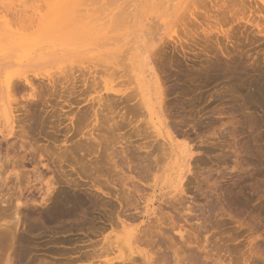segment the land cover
Returning a JSON list of instances; mask_svg holds the SVG:
<instances>
[{"label":"rangeland","instance_id":"obj_1","mask_svg":"<svg viewBox=\"0 0 264 264\" xmlns=\"http://www.w3.org/2000/svg\"><path fill=\"white\" fill-rule=\"evenodd\" d=\"M129 1L130 0H0V16L3 15L0 17V66L2 64L4 65L0 67V79L6 76L8 70H10L11 74L13 73V77L26 73L32 77L39 78V75L58 73L67 66L68 69L65 74L68 75V73L71 72L69 74L70 76L68 75L69 78L67 77L69 80L66 78L68 81L67 83L64 82L66 80H62V84H58L57 82L56 87L53 88L57 91L52 92L53 90L49 89L51 94H48V87H44L41 98H35L36 100L34 99L28 104L30 112L33 113L36 111V115L40 114L38 118L41 117L39 119V127H37V129H40L39 131L37 130L35 139L39 141L38 143H40L41 147H52L53 150L49 148L52 152L55 148H57L55 151L59 150L58 146L64 149V146L68 147L69 145L70 147L72 145V148V142L82 143L85 139L87 140L88 136H86V132L95 125L94 122L91 123L92 118L90 119V123L86 121L87 123L83 124L86 135L76 136L66 143L67 145L64 144L62 138H65L63 136L65 125H71L70 120H68L66 116L68 114L77 115L76 112L80 110V107L83 111H91L90 113L92 114V105L96 108L98 107L96 106L98 100L95 101L92 98H97L101 93H103V95L101 94L102 96H107V94L110 95L112 109L109 111V108L107 109L106 106L108 112L105 109V105H102L105 110L102 107L101 109L104 110V113L108 112V114H110L109 116L112 115L111 119L115 121L118 120L117 123L121 125L117 126L114 121H110L109 123L114 126H112V130L110 131L106 129L108 128L106 127L101 131L108 135L107 140L111 142V144L117 143L116 150L121 153H117L118 157L119 155L120 157H116L115 160L118 159L119 163L123 162L127 155L125 153L135 149L140 143L148 142L147 140H149L150 143V141L155 140L154 136L151 137L149 133L151 129H147L146 121L143 123L144 119L140 116L141 114H139V111L134 110V113L131 112V107L135 101H123L124 99L122 100L121 94L112 90L113 87H128L132 89V87L136 86V83H134L135 79L134 82L133 80L131 81V79L134 78L132 72L138 68V53L133 56L131 52L132 48H130L133 44L127 43L129 40L125 42L124 39V36H127L130 32L129 19L127 20V17L132 15L134 20L133 25H135L134 31H137L136 33L139 35L134 42L135 44H137L139 40L141 45V40L146 41L148 40L147 38L157 35L158 39L156 38L154 43L152 40H148L143 44L142 48L146 46L147 48H145L147 50L149 49L151 60L163 80L165 103L167 104L165 106H167L166 108L169 111V113L166 112L168 113L167 116L170 125L173 127L174 131H180V134L188 132L186 136L189 137L188 140L190 139L191 152L194 155L193 158L196 159L193 160V158H191L194 168L192 170L193 173H189L188 180L191 178L189 181L187 180L189 184L188 182L185 184V197L182 194L180 200L179 196L181 195H179L177 198L180 202H178V199L175 197L177 199L176 202L174 198V194L176 195L177 192L176 188L169 185H161L158 187L146 217L143 216V213L139 214V210L132 209L130 210L131 212L129 211L130 213L134 211L132 214L136 213L134 214V220H128L129 229L136 227L139 230L137 234L129 238L127 235L130 230H125L121 225L117 226V211L121 210L117 195L121 193V185L120 181L117 179L119 177L115 176V174L118 173V169H115V171L111 167L113 166L111 165L113 161L109 162L108 159L106 160L108 157L104 156L105 150L103 148H105L104 146L106 145L104 141L105 143L102 144V148H99V150L92 153L90 156L89 152L88 155L85 156L88 150H85L86 152L84 151V153L79 152L81 155H78V157H75L74 154L70 155L71 158L69 157L67 160L69 166L67 163L63 166L65 171L63 169V171H58L59 173L56 171L58 174L56 172H47V177L55 176L57 178V176H74L77 181L81 180V185L79 187H69L70 185L68 186L66 182V185L63 183V178L61 177L60 180L62 183H58L61 186L57 185L59 186V188L57 187L59 191L61 189H70L69 192L71 191L72 194L85 195L89 200H97V198L100 197L98 198L99 200H97L99 201V208L96 206L97 208L92 214L98 217H95L96 222L93 221V223H97L96 225L99 224L98 228L101 233L97 226L95 227L98 233H94L96 231L92 223L90 226V218H92L90 216L92 215L88 217L89 221L85 220L86 223L82 220L80 223L72 222L71 224L75 227L76 225L78 226L79 223L80 227H72L70 230L66 229V231L64 230L61 232L62 234H57L61 236L56 239H64L67 241V239L70 238L72 240L69 239L70 242H63L61 240L54 242L56 240L52 237L54 233L50 234L52 231H50V229H47L48 231L45 229V233H41L42 237L37 235L35 238L36 240L33 239L31 246V248H33L31 250L35 252H32L31 256L38 262L41 261V264H45V262L48 264L50 258L52 262L55 261L57 264H64L66 256H69L70 259H76H73V261L71 260V264H264V100H262L264 99V32H260V28H258L264 26V3L261 0H136L131 6L129 5ZM215 3L219 6H215ZM202 6H204V8ZM225 12L227 13L225 14ZM88 13L89 16L85 17L84 14ZM193 13H195L196 17ZM257 22H260L259 25L262 26H258ZM183 24L185 26H183ZM6 28L14 31L18 36L17 38L21 39H19L18 42L11 43L6 38H3V34L7 32ZM53 29L56 31L54 32ZM58 29L61 31H57ZM261 29L264 28L262 27ZM173 30L178 33L175 34ZM150 33L151 36H149ZM170 34H172L174 38L171 37ZM44 36L47 38L44 39ZM52 36H56V39L51 38ZM177 36H180L181 40ZM42 38L44 41H42ZM23 40L25 41L24 43ZM22 44L28 48L24 49ZM149 44H151V46ZM129 48L130 50H128ZM152 53H156V56ZM135 58L136 63L134 66H130V61L133 63ZM215 67L216 70H214ZM148 73L147 71L145 73L147 77L150 76ZM60 75L62 77L58 76L63 79L62 73ZM95 77L97 82L94 81ZM252 83L260 87V97L262 98H253L255 87L250 86ZM88 84L89 86H87ZM0 90L5 95L3 84L1 83ZM57 92L59 93L58 95ZM68 93H79V96H76V94H71L70 96ZM84 95L87 96L86 99L88 101L83 99ZM67 96L71 97L70 101L73 102L72 107H69L68 103L65 101V98H69ZM75 97L78 99H73ZM38 99H42V101ZM77 100L80 101V103L77 102ZM104 101L105 98L100 100V103L102 104L103 102V104H107V101H105V103ZM125 107L126 109H124ZM113 108L115 113L113 112ZM71 109H73V111ZM169 114L171 115L169 116ZM123 116L126 117V121H122ZM58 118H61L63 123L60 127L63 134H61V132H59V134L55 133L58 127L54 123H56L55 119L58 121ZM120 118L122 122L119 121ZM132 118V121H135L133 122L134 124L128 125L129 120ZM41 120L44 121H42V125ZM124 122L125 124H123ZM140 123L143 126H140ZM87 124L89 126L85 128ZM135 124L140 127H136ZM135 127L137 129H135ZM141 127L144 128L142 129ZM9 129L10 127L8 125L4 128L6 133ZM136 130H138L137 133ZM147 131L149 134H147L146 138L145 134ZM96 132L100 131L96 130ZM53 134L54 136L58 135L57 137L60 141L58 139V141H54L52 138L54 137ZM159 138L162 140L161 137H158V140ZM1 140L2 137L0 136V141ZM130 140L133 141L130 142ZM88 141L89 140L86 141V144L91 143L88 144L91 145V147L96 145V143H93L94 141ZM128 143H130V145ZM154 143L157 142L155 141ZM126 147L130 150H125ZM147 150L148 149H141L139 151L140 154L145 155V151ZM50 151L49 154L53 156L55 151L53 153ZM59 153L60 152L53 157H57ZM82 153L84 157H86V159L83 157L85 160L82 159V157L80 158ZM129 154L130 153H128V156ZM198 157L200 159H198ZM84 161L86 163L84 164L86 165L85 175L90 173V171H93L94 176L101 174V178L99 176L97 177L100 178V182L107 185L106 187L104 186L105 188L103 189L110 193L112 192L110 195L105 194L104 191L90 187L91 183L89 182L94 177L91 175L92 173L89 174L90 178L84 175V177L88 178L86 180L80 178L75 173L74 175L72 173L70 176V173L73 172L71 165L76 170L84 173L83 169L80 170V166H83L80 164H83ZM98 165L100 167L102 166V168L100 169ZM91 166H94L97 172L95 170H90ZM124 166L122 172L127 169L125 164ZM197 168L199 169L197 170ZM26 169L30 170L32 167L29 166ZM111 170H114L115 173ZM125 173H127L125 175L130 174L127 170ZM118 174L121 176L124 175L121 171ZM107 179L111 182H107ZM87 180L88 183H86ZM146 182L147 181L140 180L138 186L140 185L141 188L139 187V189H142V192L149 193L150 187ZM91 192L93 195L90 194ZM98 193L99 195H97ZM171 197H173L174 200L171 199ZM187 199L190 201L187 202ZM111 200L114 205L117 206V211L113 208L114 212H111L113 211V203L111 207L109 206ZM100 202H102V204ZM172 205L175 207L173 208ZM182 205L184 206L182 207ZM143 206L144 205L140 203V207L142 208ZM38 208L39 210L42 209L40 206ZM188 208H190V210ZM24 212H22V220H24ZM113 217L116 219L114 218V220ZM169 218L173 219L170 220ZM22 220L20 223H25ZM82 222L85 223V225H83ZM23 223L21 225L19 224L20 227L18 226L19 229H23L21 232L26 231L24 228L26 224H24V226ZM87 223L88 225H86ZM201 223L203 224L201 225ZM178 224H182V227H185L182 228L185 232L184 235L186 234L183 238L174 230V228L181 227ZM145 226H147V228L149 227L148 231L150 232L147 231ZM91 227L92 229L94 227L93 231ZM58 230L61 231L62 229ZM88 230L91 231L88 232ZM151 231L152 234L148 235ZM146 232L148 233L146 234ZM153 232L158 234H154ZM95 234L96 236H94ZM47 235L50 238H48ZM45 238H47L49 242L50 239H53L54 244H52V241L49 243ZM108 241L111 243L115 241L116 243H114V245L117 248L113 246V243L112 246H109L111 243H108ZM118 241H120V243H117ZM145 242H148V245ZM90 243L94 245L97 244L95 247L98 248H102L104 245L103 247L106 246V251H104V249L99 250L101 253L98 252L100 257H87V259H85L86 252H84V250H92L87 252V255L90 256L91 252L93 253L95 249L94 245L91 246ZM108 246L111 249L108 248L109 250L107 251ZM57 247L58 249L56 250ZM69 247H71L72 253ZM80 249L82 253L85 254V256L83 255L84 257L82 256L85 260L82 257L79 260L80 257H77L81 254ZM183 249H185V251ZM5 250L6 249H4V251ZM10 251L11 250H9L8 253ZM11 252L10 253L13 254L11 256L12 258L16 252ZM206 254L210 255L208 256ZM182 255L184 256L181 257ZM5 256L1 258L0 264H9L15 260V264H20L16 259V255L14 256L16 258L11 262H7ZM39 257L41 260H39ZM156 257L160 259L158 260ZM67 258L65 260H67ZM24 260L22 264H28V262L25 263V258ZM2 261H4V263ZM31 263H33V261Z\"/></svg>","mask_w":264,"mask_h":264},{"label":"bare ground","instance_id":"obj_2","mask_svg":"<svg viewBox=\"0 0 264 264\" xmlns=\"http://www.w3.org/2000/svg\"><path fill=\"white\" fill-rule=\"evenodd\" d=\"M68 1V0H67ZM78 1V0H76ZM136 0H130L129 1V5L132 6V4H134ZM148 1H152V0H148ZM232 1V0H231ZM263 3H264V0H261ZM198 2V1H197ZM206 2V1H205ZM212 2V1H211ZM220 2V1H218ZM223 2V1H221ZM69 3V2H68ZM203 3V1H202ZM21 4V3H19ZM58 4V3H57ZM66 4V3H65ZM183 4V3H182ZM201 4V3H200ZM210 4V3H209ZM217 6L218 4L215 3ZM235 4V3H234ZM16 5V4H15ZM69 5V4H68ZM190 5V4H189ZM202 5V4H201ZM17 6V5H16ZM167 6V5H166ZM214 6V5H212ZM219 6V5H218ZM25 7V6H24ZM69 7V6H67ZM66 7V8H67ZM73 7V6H72ZM180 7V6H179ZM178 7V8H179ZM192 7V6H190ZM197 7H198V4H197ZM204 8V6H202ZM134 8V7H133ZM219 8V7H218ZM223 8V6H222ZM229 8V7H228ZM5 9V7H4ZM168 9V8H167ZM209 9V8H208ZM58 10V9H57ZM71 10V9H70ZM218 10V9H217ZM230 10V8H229ZM26 11V10H25ZM56 11V10H55ZM63 11V10H62ZM75 11V10H74ZM185 11V10H184ZM57 12V11H56ZM85 12V11H84ZM83 12V13H84ZM187 12V11H186ZM196 12V11H195ZM224 12V11H223ZM222 12V14H223ZM63 13V12H62ZM65 13V11H64ZM77 13V12H76ZM79 13V12H78ZM86 13V12H85ZM112 13V12H111ZM185 13V12H183ZM203 13V12H202ZM220 13V12H219ZM227 12H225L226 14ZM68 14V13H67ZM93 14V13H92ZM181 14V12H180ZM200 14V13H199ZM63 15V14H62ZM70 15V14H69ZM193 15H195V13H193ZM228 15V14H227ZM3 16V15H1ZM0 16V17H1ZM82 16V15H81ZM85 17H88L89 16V13L88 14H84ZM185 16V15H184ZM190 16V15H188ZM200 16V15H199ZM221 16V15H220ZM178 17V16H177ZM182 17V15H181ZM196 17V15H195ZM62 18V17H61ZM60 18V19H61ZM91 18V17H90ZM179 18V17H178ZM228 18V17H227ZM59 19V20H60ZM71 19V17H70ZM94 19V18H93ZM96 19V18H95ZM129 19V20H128ZM185 19H188V18H185ZM183 19V20H185ZM190 19V18H189ZM216 19V17H215ZM25 20V19H24ZM58 20V21H59ZM65 20V19H64ZM63 20V21H64ZM126 20V18H125ZM127 20L129 21V28H130V32L127 36H124L125 38V42L126 40H129L127 43H131L133 45H131L132 48L131 49V52H132V55H137L138 57V68H136L135 71L132 72V75H133V79H131V81L133 80L134 82V79H135V82L136 83L134 87L131 88H128V87H124V88H114L113 87V91L116 92V93H120L121 96H122V100L123 101H127L129 102L130 100H134L135 103H133L132 107H131V112H133L134 110H138L139 111V114H141L140 116H142L144 119L143 120V123L144 121H146L145 123L147 124V129H151V132H149L151 134V137L154 136L155 140L153 141H150V143H154L155 141L157 143H154L153 145L149 143V140H147L148 142H143V143H140V145L138 147H136L135 149H128V147H126L125 150H130V152H127L125 154L126 155V158L124 156V161L123 162H120L119 163V160H115V158H119L117 153H121L120 151L118 152L116 150V144L117 143H114V144H111V142H109L107 140L108 138V135L105 133H102V129H109L110 131L112 130V128L114 127L112 124H110L109 122L110 121H114L115 125L119 126L121 124L117 123L118 120H113L111 119V116H109L110 114H108V112L112 109V104L110 102V95L107 94V96H102L103 93H101L99 96H97V98H92L94 99L95 101L98 100V104L100 105H96L98 106L97 108L95 106L92 105V114L90 112H87V111H83L82 108L80 107V110L76 112L77 115L75 114H68L66 117L68 118V120H70V123L71 125L70 126H67L65 125L66 127L64 128V134L62 133V129L60 128L61 125L63 124L62 121H61V118H58V121L57 119H55V122L54 123L55 125H57L58 129H57V134H59V132H61V134H63V136L65 137L64 139L62 138L64 144L68 143L71 139L75 138L76 136H88L87 137V140H89L90 142H93V143H96L97 147L95 144V146L91 147V145H88V144H91V143H88L86 144V141L84 140V142H72L73 144V147L71 148V143H70V147L68 145L67 146H64L62 149V147L58 146V149L60 150H56L57 148L54 149V153L57 154L58 152H60L57 157H53L55 154H53V156H51L49 154V151L50 149V146L49 147H41L40 146V143H38L39 141H37L35 138H36V132L37 130L39 131V129H37L38 124L40 123L39 119L41 118H38L40 116V114L36 115V111H34L33 113L30 112L29 108H28V104L33 101L35 98H41V95L43 94V88L44 87H48L47 91H48V94H51L49 91V89H52L51 91L54 92V91H57L56 89L54 90L53 88L56 87V84L58 82V84H62V80H66V78L68 77V75L71 73H68L65 74L67 72V66H66V70L65 69H62L60 72L58 73H48V74H43V75H39V78H35V77H32L26 73H23L22 75H19V76H16V77H13L12 74L10 73V70H8L5 74L6 76L3 78V79H0V83L3 84V88H4V91H5V95L2 93V91L0 90V136L2 137V140L0 141V260L1 258H3L5 255V260L7 262H11L12 260H14V257L15 255L17 256V260L20 264H22L24 258L26 259V262H28V264H41L40 262H38L37 260H35L34 257H32V252H35L34 250H31V246H32V242H33V239L36 240V236L37 235H40L41 236V233H45L44 231H46L47 229L50 231H52V233L50 234H53L52 237L53 239L55 238H58L59 236L61 235H57L58 233L60 234L61 232H63L64 230L66 231V229L70 230L72 229V222H79L84 220V222L86 223L85 220H88V217L90 215V226L93 224V226H97L98 228V225H96L97 223H93L96 222L95 221V217L96 216H93L94 214L93 211L97 208L96 206H98V203L99 200L98 197L97 200H92V199H88L85 197V195H80V194H75L69 190H63L61 189L59 191V185L60 182H61V177L57 176V178L55 176H50V177H47V172L50 171V173H54V172H58V171H61L62 169L64 170V165L65 163H67V160L68 158L70 157V155H75V157L78 155H81L79 152H83L85 150H88L87 151V154L85 153V156L88 155V152L90 153V155H92V153H95L97 150H99V148H102V144L106 142V145L104 146L105 148H103L105 151V154L104 156L105 157H108L106 158V160L108 159L109 162L110 161H113L111 163V166L114 170L115 169H118V173L121 171V173H123L121 176L120 174H115V176H118L119 178H117L119 181H120V185H121V193H119V195H117V199L119 200V203H120V206H121V210H116L117 206L114 205V203L112 202V200L110 201L111 203H109L110 207L113 205L112 207V210L111 212H114V209L117 211V226L121 225L125 230H130V232H128V235L129 238H131L134 234H137L138 233V228L134 227V228H130L129 229V222L128 220H132L133 218H135L134 214L130 213L132 209L134 210H139L140 212H138L139 214L143 213V216L146 217L147 213L149 212V209H150V206L152 205L153 203V198L155 196V192L157 190L158 187H160L161 185H169V186H172L174 188L177 189V192H176V195L174 194V198L178 197L179 195V199L182 197V194L184 195L185 191H186V183L191 179L188 180V177H189V173H193V168L194 166L192 165V161H191V158L194 157V155L192 154V148L190 146V143H189V140L186 136L187 133L185 134H180L179 132H176L174 131L173 127L170 125V121L168 120V116L167 114L169 113L168 109L166 108L167 105L165 102V88H164V84H163V80L161 79L160 75L158 74L157 72V69L155 67V65L153 64V61L151 60V56L149 54V49L147 50L146 46H143V44L148 41V40H152L153 43L155 42V39L157 38V35L156 36H151V33L149 36H151V38H147L148 40H141V45H140V41L138 40L137 44H135V40L137 39V37L139 35H137V31L135 32L134 31V27L135 25H133V18H132V15H129L127 17ZM222 20H223V17H222ZM225 20V19H224ZM57 21V22H58ZM70 21V20H69ZM79 21V20H78ZM91 21V20H90ZM176 21V20H175ZM180 21V20H179ZM261 21V20H260ZM1 22V21H0ZM71 22V21H70ZM81 22V21H80ZM88 22V21H87ZM127 22V21H126ZM177 22V21H176ZM195 22V21H194ZM73 23V22H72ZM181 23V22H180ZM260 23V22H259ZM259 23L257 22L258 26H262V25H259ZM191 24V23H190ZM57 25V24H56ZM89 25V24H88ZM193 25V23H192ZM264 25V24H263ZM77 26V25H76ZM179 26V25H178ZM183 26H185L183 24ZM257 26V27H258ZM63 27V26H62ZM61 27V29H62ZM67 27V25H66ZM144 27V26H143ZM264 28V26H262ZM262 27H258L260 28V32H264V29H261ZM77 28V27H76ZM75 28V29H76ZM80 28V26H79ZM129 28H126V29H129ZM180 28V27H179ZM190 28V27H189ZM7 29V32L3 34V38H6L8 41H10L11 43H14V42H18L19 39L21 38H17L18 36L14 33V31H12L11 29ZM56 29V28H55ZM74 29V28H73ZM78 29V28H77ZM89 29V28H88ZM195 29V28H194ZM54 30V29H53ZM95 30V29H94ZM145 30V29H144ZM188 30V29H187ZM263 30V31H262ZM51 31V30H50ZM49 31V32H50ZM56 30H54L55 32ZM57 31H61V30H57ZM70 31V30H69ZM83 31V30H82ZM89 31V30H88ZM174 31V30H173ZM52 32V31H51ZM78 32V31H77ZM85 32V31H84ZM180 32V31H179ZM187 32V31H186ZM46 33V32H45ZM65 33V32H64ZM80 33V32H79ZM82 33V32H81ZM128 33V31H127ZM175 34H177L178 32L177 31H174ZM182 33V31H181ZM191 33V32H190ZM190 33H187V34H190ZM259 33V31H258ZM256 33V34H258ZM93 34V33H91ZM126 34V33H125ZM192 34V33H191ZM190 34V35H191ZM197 34V33H196ZM69 35V34H68ZM83 35V33H82ZM183 35V34H182ZM2 36V35H1ZM22 36V35H21ZM46 36V35H45ZM44 36V37H45ZM88 36V34H87ZM141 36V35H140ZM148 36V37H149ZM171 37H173L172 34H170ZM40 37V36H39ZM58 37V36H57ZM72 37V36H71ZM159 37V36H158ZM180 40H181V37L180 36H177ZM29 38V37H28ZM47 37H45L44 39H46ZM51 38H55L56 39V36H52ZM135 38V39H134ZM174 38V37H173ZM184 38V37H183ZM30 39V38H29ZM44 39L42 38V41H44ZM84 39V37H83ZM88 39V38H86ZM158 39V38H157ZM185 39V38H184ZM25 41L23 40V43ZM46 42V40H45ZM85 42V41H84ZM33 43V42H32ZM47 43V42H46ZM75 43V42H74ZM79 43V42H78ZM139 43V44H138ZM150 43V42H149ZM152 43V44H153ZM130 45V44H129ZM151 46V44H149ZM22 46L25 48H28L26 46H24V44H22ZM153 46V45H152ZM146 47V48H145ZM13 48V47H12ZM130 48L128 50H130ZM88 49V48H87ZM75 50V49H74ZM155 51V50H154ZM130 52V53H131ZM128 54V52H127ZM153 54V53H152ZM155 56H156V53H154ZM153 54V55H154ZM130 55V54H129ZM154 56V57H155ZM128 57V56H127ZM89 58V57H88ZM132 58V57H131ZM24 59V58H23ZM96 60V59H95ZM82 62V61H81ZM84 62V61H83ZM130 66H134V64L136 63V58L134 60V62L132 63L130 61ZM3 65V64H2ZM1 65V66H2ZM0 66V67H1ZM4 66V65H3ZM9 67V66H8ZM69 67V65H68ZM76 67V66H75ZM74 67V68H75ZM86 67V66H85ZM79 70V68H78ZM213 70V69H212ZM216 70V67L215 69ZM69 71H70V68H69ZM68 71V72H69ZM149 72L148 74L150 75L149 77H147V75H145V73ZM3 72V71H2ZM74 72V71H73ZM78 72V71H77ZM39 73V72H38ZM41 73V72H40ZM62 73L63 75V79L60 78L59 76H61L60 74ZM100 73V72H99ZM74 74V73H72ZM88 74V73H87ZM59 75V76H58ZM81 75V74H80ZM38 76V75H37ZM41 76V77H40ZM70 76V75H69ZM62 77V76H61ZM69 78V77H68ZM67 78V80H69ZM64 81V82H68V81ZM76 80V79H75ZM93 80V79H92ZM91 80V81H92ZM73 81V80H72ZM87 81V80H86ZM85 81V82H86ZM96 81V77H95V80ZM130 81V82H131ZM71 82V81H70ZM84 82V81H83ZM84 82V83H85ZM89 82V80H88ZM97 82V81H96ZM127 82V80H126ZM75 83V82H74ZM77 83V82H76ZM87 83V82H86ZM93 83V82H92ZM121 83V82H120ZM119 83V85H120ZM128 83H129V80H128ZM65 84V83H64ZM91 84V83H90ZM74 85V84H73ZM94 85V84H92ZM118 85V84H117ZM124 85V84H123ZM67 86V85H66ZM89 86V84L87 85ZM250 86H254L255 87V91L253 92V98H262L260 97L261 96V89L260 87H258L257 85H255L254 83H252ZM69 87H70V84H69ZM68 87V88H69ZM91 87V86H90ZM105 87V86H103ZM116 87V86H115ZM123 87V86H122ZM89 88V87H88ZM107 88V87H106ZM64 89V88H63ZM62 89V90H63ZM67 89V87H66ZM65 89V90H66ZM93 89V88H92ZM98 89V88H97ZM90 90V89H89ZM96 90V88H95ZM94 90V92H95ZM100 90V89H99ZM61 91V90H60ZM74 91V90H72ZM76 91V89H75ZM83 91V90H82ZM87 91V90H86ZM93 91V90H92ZM68 92V91H66ZM85 92V91H84ZM59 93L57 92V95ZM70 93H68L69 95ZM71 94H76V93H71ZM70 94V96H71ZM79 94V93H78ZM78 94H76V96H79ZM91 95V94H89ZM48 96V95H47ZM56 96V95H55ZM85 96V95H84ZM83 96V99L87 100V96H85L84 98ZM119 96V97H121ZM59 97V96H58ZM57 97V98H58ZM61 97V96H60ZM64 97V96H63ZM66 97V96H65ZM69 97V96H67ZM110 97V98H109ZM44 98V97H43ZM62 98V97H61ZM70 98L69 97L68 99L65 98L66 102L68 103V106L69 107H72L73 105V102L70 101ZM77 97L73 98V99H76ZM103 98H105V101H107V104H102L100 103V100H102ZM114 98V97H113ZM47 99V98H46ZM44 99V100H46ZM72 99V100H73ZM78 99V98H77ZM107 99V100H106ZM121 99V98H120ZM36 100V99H35ZM38 100H41L42 99H38ZM43 100V101H44ZM93 100V101H94ZM109 100V102H108ZM114 100V99H113ZM264 100V99H262ZM56 101V100H55ZM88 101V100H87ZM104 101V103H105ZM45 102V101H44ZM48 102V101H47ZM76 102V100H75ZM77 102L80 103V101L77 100ZM117 102V100H116ZM93 103V102H92ZM115 103V102H114ZM44 105V103H43ZM105 105V109H106V106H107V109L109 108V111L107 113H104V108L103 106ZM38 106V105H37ZM62 106V105H61ZM89 106V105H88ZM36 107V105H35ZM64 107V106H63ZM100 107V108H99ZM101 107L104 109H101ZM122 109V108H121ZM126 109V107L124 108ZM167 109V110H166ZM73 111V109H71ZM49 111V110H48ZM70 111V110H68ZM71 111V113H72ZM168 113H167V112ZM38 112V111H37ZM42 112V111H41ZM63 112V111H62ZM67 112V111H66ZM112 112V111H111ZM113 112L115 113V110L113 108ZM120 112V111H119ZM54 113V112H53ZM52 113V114H53ZM134 113V112H133ZM63 114V113H62ZM79 114V115H78ZM91 114V115H90ZM129 114V113H128ZM127 114V115H128ZM116 115V114H115ZM114 115V116H115ZM126 115V116H127ZM134 115V114H133ZM171 114H169L170 116ZM61 116V115H59ZM121 116V115H120ZM138 116V115H137ZM173 116V115H172ZM171 116V117H172ZM54 117V116H53ZM117 118V115L115 116ZM114 117V118H115ZM132 117V116H131ZM136 117V116H135ZM66 118V119H67ZM92 118V119H91ZM90 119H91V123L94 122L95 125L93 128H91L90 130H88V132H84V128H83V124L87 123L86 121H88L90 123ZM122 121H126V117L123 116L122 117ZM125 119V120H124ZM49 120V119H48ZM46 120V121H48ZM65 120V119H64ZM133 118L131 120H129L128 122V125L132 124L133 122L135 121H132ZM135 120V119H134ZM43 120H41V125L43 124L42 122ZM53 121V120H52ZM51 121V123H52ZM120 122L121 121V118L119 120ZM172 121V120H171ZM54 122V121H53ZM58 122V123H57ZM173 122V121H172ZM113 123V122H112ZM142 123V122H141ZM139 124L140 126L142 124ZM52 124V125H54ZM125 124V122L123 123ZM134 124V123H133ZM172 124V123H171ZM8 125L10 127L9 131L6 133L4 128L5 126ZM40 125V126H41ZM174 125V124H173ZM177 125V124H176ZM48 126V125H47ZM89 125L87 124L85 126L88 127ZM104 126V128H103ZM113 126V127H112ZM136 126V124H135ZM140 126H136V127H140ZM143 126V125H142ZM46 127V126H45ZM56 127V126H55ZM102 127V128H101ZM135 127V129H137ZM54 128V127H53ZM142 129L144 127H141ZM42 129V128H41ZM46 129V128H45ZM44 129V130H45ZM48 129V128H47ZM50 129V128H49ZM66 129V130H65ZM134 129V131H135ZM140 129V128H139ZM146 129V130H147ZM96 130L100 131V132H96ZM141 130V129H140ZM41 131V130H40ZM131 131V130H130ZM133 131V132H134ZM138 130H136V133H137ZM143 131V130H142ZM150 131V130H149ZM131 132V133H133ZM140 132V131H139ZM144 132V131H143ZM186 132V131H185ZM48 133V132H47ZM54 133V134H55ZM130 133V134H131ZM148 131L147 133L145 134V137L147 136V134H149ZM53 134V136H54ZM140 134V133H139ZM142 134V132H141ZM38 135V134H37ZM58 136V135H57ZM56 135L54 137H52L55 140L58 139ZM62 136V135H61ZM80 136V137H81ZM39 137V136H38ZM45 137V136H44ZM49 137V136H48ZM158 137H161L162 140H158ZM144 138V137H143ZM147 138V137H146ZM36 141H35V140ZM39 139V138H38ZM52 139V141H53ZM145 139V138H144ZM59 140V139H58ZM57 140V141H58ZM48 141V140H47ZM51 141V142H52ZM60 141V140H59ZM105 141V142H104ZM133 141V140H130V142ZM195 141V140H194ZM206 141V140H204ZM192 142V141H190ZM203 142V141H202ZM49 143V141H48ZM75 143V144H74ZM85 143V144H83ZM130 145V143H128ZM133 144V143H132ZM197 144V143H196ZM67 145V144H66ZM157 145V146H156ZM62 146V145H61ZM127 146V145H126ZM133 146V145H132ZM135 146V145H134ZM194 146V145H193ZM192 146V147H193ZM199 147V146H198ZM201 147V146H200ZM50 148V149H49ZM133 148V147H132ZM194 148V147H193ZM196 148V146H195ZM62 149V150H61ZM141 149H148L147 151H145V155H142L140 154V151ZM199 149V148H198ZM53 150V148L51 149ZM124 150V149H123ZM196 150V149H195ZM58 151V152H57ZM208 151V150H207ZM52 152V151H50ZM52 152V153H53ZM57 152V153H56ZM86 152V151H85ZM99 152V151H98ZM195 152V151H194ZM79 153V154H76ZM82 153V156H80V158L82 157V159H86V157H84ZM101 153V152H100ZM128 153L129 156H128ZM196 153V152H195ZM102 154V153H101ZM107 154V155H106ZM144 154V153H143ZM94 155V154H93ZM99 155V154H98ZM95 156V155H94ZM103 156V155H102ZM196 156V155H195ZM201 156V155H200ZM199 156V157H200ZM73 158H75L74 156H72ZM84 157V158H83ZM198 157V159H200ZM71 158V157H70ZM93 158V157H92ZM97 158V156H96ZM76 159V158H75ZM78 159V158H77ZM81 159V160H82ZM84 159V160H85ZM102 159V157H101ZM105 159V158H104ZM195 158H193L194 160ZM203 159V158H201ZM196 160V159H195ZM87 161V160H86ZM91 161V160H89ZM98 161V160H97ZM102 161V160H101ZM100 161V163H101ZM199 161V160H198ZM104 162V161H102ZM108 162V163H109ZM89 163V162H88ZM106 163V162H105ZM104 163V164H105ZM86 164L85 161L83 164H80V165H83L82 167L80 166V170L83 169L84 170V173H82L81 171H78L76 170L72 165H71V169L73 172L70 173V176L71 174L74 173L76 175H78L80 178L82 179H88L90 178V175H93V171H90V173L86 174L88 176V178L84 177L85 175V171H86ZM102 164V165H104ZM124 164L127 166L126 170L129 171V175H125L127 173L126 170H124L122 172V170L124 169ZM68 165V163H67ZM90 165V164H89ZM93 165V164H92ZM101 165V164H100ZM107 165V164H106ZM31 166L32 169L30 170H27L26 168ZM69 166V165H68ZM95 166V164H94ZM94 166H91L90 170H95L97 172V169L94 167ZM99 166V165H98ZM105 166V165H104ZM110 166V165H108ZM93 167V169H92ZM100 167V166H99ZM95 168V169H94ZM102 168V166L100 167V169ZM196 168V167H195ZM99 169V170H100ZM199 168H197L198 170ZM62 170V171H63ZM68 170V169H66ZM114 170H111L112 172ZM65 171V170H64ZM103 171V170H102ZM105 171V170H104ZM116 171V170H115ZM114 171V173H115ZM56 172V173H57ZM99 172V171H98ZM59 173V172H58ZM57 173V174H58ZM108 173V172H107ZM191 173V174H192ZM75 175V176H76ZM85 175V176H86ZM101 175V174H100ZM100 175H93L91 177H93L89 183L90 184V187L91 188H94V189H97V190H100V191H104L105 194H111L110 192L108 191H105L103 188H105L107 185H104L102 182H100ZM120 175V176H119ZM194 175V174H193ZM99 176V177H97ZM104 176V175H103ZM102 176V177H103ZM108 176V175H107ZM112 176V175H111ZM66 177V178H65ZM78 177V178H79ZM113 177V176H112ZM63 183L65 184V182L67 183V185L69 187L71 186H80L81 185V180L77 181L76 178H74V176H71V177H68V176H63ZM65 178V180H64ZM99 178V179H98ZM110 178V177H108ZM197 178V177H196ZM76 179V180H75ZM111 179V178H110ZM115 179V178H114ZM145 179V180H144ZM194 179V178H193ZM108 180V181H107ZM105 181L107 182H111L109 181V179H107ZM147 181L146 183H148V186L150 187L149 189V193H146V192H142L143 190L139 189L140 185L138 186V182L139 181ZM188 180V181H187ZM84 181V180H82ZM118 181V182H119ZM192 181V180H191ZM59 183V184H58ZM62 183V182H61ZM86 183H88V180L86 181ZM113 183V182H112ZM103 184V185H102ZM118 184V183H117ZM141 184V183H140ZM189 184V182H188ZM59 185V186H57ZM66 185V184H65ZM109 185V184H108ZM113 185V184H112ZM89 186V185H88ZM105 186V187H104ZM58 187V188H57ZM65 187V186H63ZM191 187V186H190ZM109 188V187H107ZM141 188V187H140ZM112 189H115V188H112ZM73 190V189H72ZM77 190V189H75ZM83 190H86V189H83ZM82 190V191H83ZM90 190V189H89ZM111 190V189H110ZM119 190V189H118ZM117 190V191H118ZM93 191V190H92ZM112 191V190H111ZM199 191V190H198ZM94 192V191H93ZM92 194V192L90 193ZM95 194V193H94ZM115 194V193H114ZM121 194V195H120ZM93 195V194H92ZM99 195V193L97 194ZM90 197V195H89ZM185 197V195H184ZM95 198V197H94ZM173 197H171V199L174 200ZM175 198V201L178 199ZM189 198V197H188ZM178 199V202H180ZM102 200V199H101ZM100 200V201H101ZM181 200V199H180ZM194 200V199H193ZM103 201V200H102ZM109 201V200H108ZM107 201V202H108ZM170 201V200H169ZM190 201L187 199V202ZM105 202H106V199H105ZM116 202V201H115ZM173 202V201H171ZM177 202V201H176ZM102 204V202H100ZM104 203V202H103ZM113 203V204H112ZM140 203L143 204L144 206L141 208L140 207ZM186 203V202H185ZM112 204V205H111ZM173 204V203H172ZM108 205V204H107ZM169 205V204H168ZM42 207V209L39 210L38 207ZM101 206V205H100ZM115 206V207H114ZM164 206V205H163ZM173 206V205H172ZM184 205H182L183 207ZM104 207V206H102ZM159 207V206H157ZM175 206H173L174 208ZM178 207V206H177ZM181 207V206H180ZM99 208V206H98ZM114 208V209H113ZM141 208V209H140ZM165 208V207H164ZM172 208V207H171ZM25 212H24V210ZM109 209V208H108ZM160 209V208H158ZM183 209V208H182ZM190 210V208H188ZM23 210V211H22ZM110 210V209H109ZM165 210V209H164ZM176 210V209H175ZM179 210V209H178ZM196 210V209H195ZM130 211V212H129ZM170 211V210H169ZM187 211V210H186ZM185 211V212H186ZM22 212H24V220H22ZM108 212V211H107ZM129 212V213H128ZM137 212V211H136ZM159 212V211H158ZM95 213V212H94ZM161 213V212H160ZM169 213V212H168ZM166 213V214H168ZM171 213V211H170ZM109 214V213H108ZM158 215V214H157ZM162 215V214H161ZM160 215V216H161ZM165 215V214H164ZM170 215V214H168ZM167 215V216H168ZM163 216V215H162ZM174 217V216H173ZM98 218V217H96ZM115 217H113L114 219ZM116 219V218H115ZM114 219V220H115ZM138 219V218H137ZM170 219V218H169ZM173 219V218H171ZM170 219V220H171ZM22 221H24L26 224V227L25 230L26 231H23L21 232V230L23 229H19L18 226L20 227V225L22 223H20ZM113 220V221H114ZM134 220V219H133ZM89 221V220H88ZM163 221V220H162ZM173 221V220H172ZM176 221V220H175ZM98 222V221H97ZM112 222V221H111ZM110 222V223H111ZM165 222V221H164ZM79 223H78V226H79ZM83 223V222H82ZM85 223H83V225H85ZM88 223L86 225H88ZM92 223V224H91ZM168 223V222H167ZM20 224V225H19ZM169 224V223H168ZM203 223H201L202 225ZM205 224V223H204ZM108 225V224H107ZM115 225V224H114ZM152 225V224H151ZM170 225V224H169ZM179 225V224H178ZM25 226V225H24ZM77 226V225H76ZM75 226V227H76ZM77 226V227H78ZM150 226V225H149ZM175 227H177L176 225H173ZM181 227H177V228H174V230L183 238L185 235H184V229L182 228H185V227H182V224L179 225ZM185 226V225H183ZM197 226V225H196ZM204 226V225H203ZM202 226V227H203ZM74 227V228H75ZM80 227V226H79ZM82 227V226H81ZM94 227L92 229V231L94 230ZM147 228V226H145ZM172 227V226H171ZM149 228V227H148ZM147 228V231L149 230ZM155 228V227H154ZM163 228V227H162ZM200 228V227H199ZM46 229V230H45ZM58 229H62L61 231L58 230ZM90 229V228H89ZM47 230V231H48ZM96 227H95V231H96ZM99 230V228H98ZM97 230V231H98ZM104 230V229H103ZM203 230V229H202ZM206 230V229H205ZM73 231V230H72ZM71 231V232H72ZM76 231V230H75ZM91 231V230H88V232ZM94 232V233H98V232ZM158 231V230H157ZM156 231V232H157ZM100 232V230H99ZM150 232V231H148ZM146 232V234L148 233ZM188 232V231H187ZM199 232V231H198ZM47 233V232H46ZM49 233V232H48ZM91 233V232H90ZM101 233V232H100ZM100 233H99V236H100ZM154 233V232H153ZM189 233V232H188ZM62 234V233H61ZM78 234V233H77ZM86 234V233H85ZM152 234V231L151 233L148 235H151ZM154 234H158V233H154ZM199 234V233H198ZM49 235V234H48ZM47 235V236H48ZM80 235V234H79ZM92 235V233H91ZM147 235V236H148ZM164 235V234H163ZM168 235V234H167ZM175 235V234H174ZM87 236V235H86ZM96 236V234L94 235ZM144 236V234H143ZM146 236V237H147ZM154 236V235H153ZM171 236V234H170ZM42 237V236H41ZM70 237V236H69ZM73 237V236H72ZM71 237V238H72ZM83 237V236H82ZM92 237V236H91ZM145 237V236H144ZM165 237V236H164ZM191 237V236H190ZM189 237V238H190ZM48 238H50L48 236ZM62 238V237H60ZM128 238V237H127ZM128 238V239H129ZM141 238V237H139ZM172 238V237H171ZM174 238V237H173ZM47 239V238H45ZM44 239V240H45ZM53 239L51 240L50 239V242L52 241V244H54V242L56 241H65L64 239H56L54 242H53ZM70 239V238H69ZM67 239V241L70 242V240ZM73 239V238H72ZM78 239V238H77ZM165 239V238H164ZM163 239V240H164ZM207 239V238H205ZM90 240V239H89ZM126 240V239H125ZM139 240V239H138ZM46 241V240H45ZM47 241L49 242V240L47 239ZM46 241V243H47ZM65 241V242H67ZM72 241V240H71ZM111 241V240H110ZM108 241V243L110 242ZM152 241V240H151ZM165 241V240H164ZM207 241V240H206ZM49 242V243H50ZM93 242V241H92ZM96 242V241H95ZM98 242V240H97ZM101 242V241H100ZM99 242V243H100ZM167 242V241H166ZM75 243V242H74ZM94 243V242H93ZM98 243V244H99ZM105 244H108L107 242H104ZM103 243V244H104ZM111 243V242H110ZM113 246L116 247L114 245V243H116L115 241L113 242ZM112 243L111 245L109 246H112ZM117 243H120V241H118ZM125 243V242H123ZM146 243V242H145ZM148 243V242H147ZM146 243V244H147ZM154 243V242H153ZM91 246H93L94 244L90 243ZM101 244V243H100ZM148 245V244H147ZM154 245V244H153ZM172 245V244H171ZM182 245V244H181ZM97 246V244L94 245V247ZM104 246V245H103ZM102 248H98V247H95L93 253L91 252L90 256L87 255V252H90L92 250H87L84 252H86V257L85 259H87V257H96V256H99V253L100 251L99 250H102L104 249V251H106V246ZM107 247V251L109 249H111L110 247ZM207 246V245H205ZM36 247V246H34ZM46 247V246H45ZM48 247V246H47ZM54 247V246H53ZM59 247V246H58ZM58 247L56 248V250L58 249ZM89 247V246H88ZM93 247V248H94ZM180 247V246H179ZM37 248V247H36ZM71 247H69V250L71 251L72 253V250L70 249ZM78 248V247H77ZM76 248V249H77ZM81 248V247H80ZM85 248V247H84ZM109 248V249H108ZM117 248V247H116ZM176 248V247H175ZM174 248V249H175ZM178 248V247H177ZM183 248V247H182ZM4 249H6L4 251ZM52 249V247H51ZM54 249V248H53ZM60 249V248H59ZM113 249V247H112ZM152 249V248H151ZM159 249V247H158ZM172 249V248H171ZM207 249V248H206ZM11 250L13 251L14 253L16 252V254L11 258V256L13 254H11L10 252L8 253V251ZM65 250V249H64ZM68 250V249H66ZM161 250V249H160ZM181 250V249H179ZM185 251V249H183ZM204 250V249H203ZM49 251V250H48ZM59 251V250H58ZM63 251V250H62ZM69 251V252H70ZM76 251V250H75ZM78 251V250H77ZM81 251V249H80ZM159 251V250H157ZM182 251V250H181ZM180 251V252H181ZM206 251V250H205ZM209 251V250H208ZM61 252V251H60ZM64 252V251H63ZM99 252V253H98ZM102 252V251H101ZM110 252V251H109ZM177 252V251H176ZM183 252V251H182ZM211 252V251H210ZM47 253V252H46ZM54 253V252H53ZM59 253V252H58ZM80 256H77L79 258V260L81 259V257L85 254L82 253V251L80 252ZM103 253V252H102ZM43 254V253H42ZM62 254V253H61ZM75 254V253H73ZM101 254V253H100ZM187 254V253H185ZM34 255V254H33ZM46 255V254H45ZM53 255V254H52ZM57 255V253H56ZM65 255V254H64ZM95 255V256H94ZM162 255V254H161ZM181 255V254H180ZM208 255V254H206ZM210 255V254H209ZM208 255V256H209ZM36 256V255H35ZM43 256V255H42ZM51 256V255H50ZM83 256V257H84ZM160 256V255H159ZM164 256V255H163ZM184 255H182L181 257H183ZM190 256V255H189ZM38 257V256H37ZM41 257V256H40ZM39 257V258H40ZM44 257V256H43ZM42 257V258H43ZM46 257V256H45ZM69 258V256H66V258ZM71 257V256H70ZM82 257V258H83ZM161 257V256H160ZM165 257V256H164ZM180 257V256H179ZM188 257V256H187ZM49 258V257H48ZM56 258V257H55ZM61 258V257H60ZM65 258V259H66ZM67 260L64 259V264H71L73 259L75 258H69ZM77 258V259H78ZM158 258V257H156ZM186 258V257H185ZM28 259V260H27ZM34 259V260H33ZM37 259V258H36ZM44 259V258H43ZM84 259V258H83ZM82 259V260H83ZM84 259V260H85ZM89 259V258H88ZM160 258H158L159 260ZM189 259V258H188ZM194 259V258H193ZM3 260V259H2ZM41 260V258L39 259ZM46 260V259H45ZM50 263L48 262V264H57L55 261H51V258L49 259ZM53 260V259H52ZM55 260V259H54ZM72 260V261H71ZM76 260V259H75ZM74 260V261H75ZM157 260V259H156ZM162 260V259H161ZM160 260V261H161ZM174 260V259H173ZM183 260V259H182ZM25 261V260H24ZM33 261V263H31ZM37 261V262H36ZM48 261V260H47ZM59 261V260H58ZM63 261V260H62ZM78 261V260H77ZM187 261V260H186ZM194 261V260H193ZM4 263V261H2ZM16 260L15 261H12L11 263L12 264H15ZM45 262V261H44ZM76 262V261H75ZM166 262H167V259H166ZM185 262V261H184ZM1 263V262H0ZM9 263V264H11ZM43 263V261H42ZM186 263V262H185ZM17 264V263H16ZM44 264V263H43ZM45 264H47L45 262ZM63 264V263H62ZM136 264V263H135ZM140 264V263H139ZM167 264V263H166ZM188 264V263H187Z\"/></svg>","mask_w":264,"mask_h":264}]
</instances>
